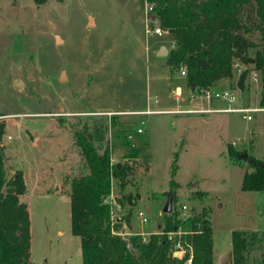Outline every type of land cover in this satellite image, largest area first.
I'll return each mask as SVG.
<instances>
[{
    "label": "rangeland",
    "instance_id": "rangeland-1",
    "mask_svg": "<svg viewBox=\"0 0 264 264\" xmlns=\"http://www.w3.org/2000/svg\"><path fill=\"white\" fill-rule=\"evenodd\" d=\"M149 3L0 0L4 165L8 176L19 170L28 184L21 200L30 216L31 264H82L80 237L70 229V179L88 170L73 132L84 125L90 129L94 121L104 127L102 142H96L99 151L107 143L112 161L129 166L122 182L112 180L108 197L114 231L124 237L158 233L170 189L176 194L172 208L179 218L182 204L187 205V215L208 209L215 264L231 250L232 230L264 231V189H242V175L250 165L227 154L230 143L264 163V110L248 112L251 119L243 117L247 112L178 111L262 106L258 70L253 63H235L232 78L214 86L232 90L236 101L207 102L189 90L180 72L183 66L167 64L171 35L146 31ZM149 24L158 26L156 17ZM161 45L168 53L158 57ZM254 52L249 49L251 56ZM244 69L240 88L237 78ZM61 70L65 77L59 80ZM16 80L22 85L16 87ZM177 88L180 97L175 99L171 92ZM145 106L165 111H134ZM138 127L143 131L138 133ZM125 137L141 147L136 157L125 155ZM175 151L177 168L172 174ZM144 155H149L147 166ZM138 211L147 221L141 222ZM187 252L192 258L190 248ZM249 256L260 260L264 251L252 249Z\"/></svg>",
    "mask_w": 264,
    "mask_h": 264
},
{
    "label": "trees",
    "instance_id": "trees-1",
    "mask_svg": "<svg viewBox=\"0 0 264 264\" xmlns=\"http://www.w3.org/2000/svg\"><path fill=\"white\" fill-rule=\"evenodd\" d=\"M43 4L49 0H33ZM62 1V0H56ZM143 1V0H139ZM153 4L158 26L172 37V48L166 59L172 68L183 66L190 91L210 88L221 79H230L234 64H254L259 72L260 104L264 107V0H147ZM256 34V38L253 36ZM255 48L254 55L249 49ZM247 70L239 73L237 86L244 85ZM194 85V89L191 86ZM4 121H0V264H31V229L27 204L21 200L27 187L18 170L8 176L4 165ZM91 129V130H90ZM73 132L74 144L87 172L70 179V229L80 237L82 264H186L190 248V264H214L212 228L207 208L178 217L177 209L164 213L158 233L131 234L124 237L113 230L112 180L123 181L129 166L111 159L106 143L100 149L104 127L94 121ZM128 157H136L141 147L124 138ZM178 151L173 154L171 173L177 168ZM227 154L236 162L247 161L250 170L242 175L241 188L264 189V163L249 154L238 157L229 143ZM149 155L142 164L147 166ZM147 168V167H146ZM173 179L170 180V184ZM121 184V183H120ZM175 202L176 194L170 189ZM202 194L203 191H196ZM232 248L228 264H264V258L250 259V251H264V231L232 230ZM184 250L182 256L174 251Z\"/></svg>",
    "mask_w": 264,
    "mask_h": 264
},
{
    "label": "built area",
    "instance_id": "built-area-1",
    "mask_svg": "<svg viewBox=\"0 0 264 264\" xmlns=\"http://www.w3.org/2000/svg\"><path fill=\"white\" fill-rule=\"evenodd\" d=\"M153 12V4L149 3L148 5H146V9H145V17H146V31L148 33H153V34H157V35H161L162 32H164L165 30H163L161 27L159 26H150V22H152L155 19H151L149 17V14ZM181 74H185V69H182ZM196 92L199 93V96L201 98H204L208 101L212 100V99H218V100H223L226 101L228 103H234L236 101V95L232 92V90L227 89V88H219V89H215V88H203V89H197L195 90ZM194 92V91H193ZM180 97L179 92H175L174 93V98L178 99ZM212 109L207 108H197V109H184V110H178V111H192V112H203V111H211ZM215 110V109H214ZM216 110H225V111H236V112H247L246 114H243V117H245L246 119H251L252 115L248 112H252V111H259V110H264V107H247V106H230V107H226V108H220V109H216ZM165 111V110H164ZM169 110H166V112ZM172 111V110H170ZM176 111V110H173ZM152 112H163V110H150V109H146L144 111H137L136 113H152ZM142 128L138 127L137 128V132L140 133L142 132ZM127 137L131 138L130 135H127ZM234 142H232L233 144ZM187 205L182 204L180 207V212L181 215L183 217L187 216ZM138 216L141 217V222H145L147 221L146 217L143 215V212L138 211ZM174 254V253H173ZM176 254V252H175ZM191 263V258L188 257L186 260V264H190Z\"/></svg>",
    "mask_w": 264,
    "mask_h": 264
},
{
    "label": "water",
    "instance_id": "water-1",
    "mask_svg": "<svg viewBox=\"0 0 264 264\" xmlns=\"http://www.w3.org/2000/svg\"><path fill=\"white\" fill-rule=\"evenodd\" d=\"M149 17L151 19H155L156 17V13L155 12H152L149 14ZM59 40V36L56 35V41ZM168 53V49L164 46V45H161L158 50L156 51V56L158 57H163V56H166ZM65 77V71L64 70H61L60 72V76H59V80L63 79ZM16 87H19L22 85L21 81L19 80H16L15 81V84H14ZM191 89L193 90L194 89V85L191 86ZM238 157H242V158H247L248 157V154L246 152H242V153H239L237 155ZM172 199H173V196L172 194L169 192L167 194V199H166V202L162 208V211L164 213H170L172 211ZM230 251L227 252L226 254L222 255L220 258H219V261H218V264H225L229 259H230Z\"/></svg>",
    "mask_w": 264,
    "mask_h": 264
},
{
    "label": "crops",
    "instance_id": "crops-1",
    "mask_svg": "<svg viewBox=\"0 0 264 264\" xmlns=\"http://www.w3.org/2000/svg\"><path fill=\"white\" fill-rule=\"evenodd\" d=\"M156 55V54H155ZM216 86H214V87H212V88H215ZM215 89H217V88H215ZM176 92H179V88H177V91ZM190 92V91H189ZM172 93V95L175 93H173V92H171ZM170 93V94H171ZM192 93H189V95H191ZM193 97H189L188 96V101H192L191 99H192ZM215 99H212V100H210V101H208L207 100V102H209V103H213V101H214ZM221 107H216V108H211L212 110L211 111H214V109L216 110V109H220ZM146 109H150V110H154V109H152V108H150V107H148V106H145V107H143V108H138V109H135L134 111H144V110H146ZM157 110H159V109H157ZM161 110V109H160ZM164 111V110H163ZM26 182V187H27V190L26 191H28V184H27V181H25ZM141 233H143V232H141ZM212 251H213V248H212ZM231 251V250H230ZM213 253V252H212ZM213 260H214V258H213ZM214 264H215V261H214Z\"/></svg>",
    "mask_w": 264,
    "mask_h": 264
}]
</instances>
